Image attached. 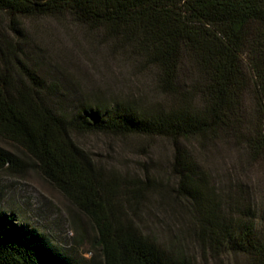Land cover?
Here are the masks:
<instances>
[{"label":"trees","instance_id":"1","mask_svg":"<svg viewBox=\"0 0 264 264\" xmlns=\"http://www.w3.org/2000/svg\"><path fill=\"white\" fill-rule=\"evenodd\" d=\"M0 12L16 38L0 43V135L90 219L102 254L94 264H196L185 243L203 260L264 264V0H0ZM43 16L94 31L87 46L123 52L151 75L147 88L82 90L73 112H56V83L17 46L40 49L23 21ZM74 132L168 139L171 185L92 159ZM24 166L0 147V170ZM154 198L177 218L169 242L142 226ZM0 264L74 263L0 213Z\"/></svg>","mask_w":264,"mask_h":264},{"label":"rangeland","instance_id":"2","mask_svg":"<svg viewBox=\"0 0 264 264\" xmlns=\"http://www.w3.org/2000/svg\"><path fill=\"white\" fill-rule=\"evenodd\" d=\"M23 27L28 39L39 44L40 49L32 47L30 42L18 44V50L25 63L46 83H56L58 90L48 95V104L56 112L67 115L73 112L82 90H109L125 96L133 90H145L151 81V75L141 77L140 69L128 65L123 52H108L100 44L87 46V34L95 32L70 16L61 20L34 17L24 20ZM5 40L16 42L8 15L0 12V43ZM72 136L94 160L114 165L130 175L149 174L158 183L167 181L171 185L172 146L166 138L95 132H74ZM0 147L25 160L20 171L0 170V213L14 214L18 222L34 228L60 256L74 264H94L101 260L97 233L90 219L41 174L36 163L14 142L0 135ZM212 165L219 168L216 161ZM216 175H220L219 170ZM153 200L152 208L145 209L142 226L157 240L169 242L174 237L171 227L177 218L164 216L161 205ZM183 249L194 254L196 264H225L215 259L203 260L195 244L185 243Z\"/></svg>","mask_w":264,"mask_h":264}]
</instances>
